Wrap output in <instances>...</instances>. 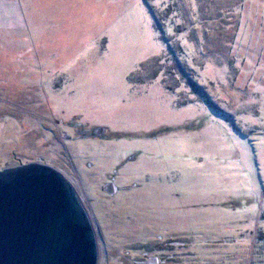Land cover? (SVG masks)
I'll return each instance as SVG.
<instances>
[{
  "label": "rangeland",
  "instance_id": "374dc122",
  "mask_svg": "<svg viewBox=\"0 0 264 264\" xmlns=\"http://www.w3.org/2000/svg\"><path fill=\"white\" fill-rule=\"evenodd\" d=\"M30 163L99 264L167 230L171 264H264V0H0V171Z\"/></svg>",
  "mask_w": 264,
  "mask_h": 264
},
{
  "label": "water",
  "instance_id": "95a60500",
  "mask_svg": "<svg viewBox=\"0 0 264 264\" xmlns=\"http://www.w3.org/2000/svg\"><path fill=\"white\" fill-rule=\"evenodd\" d=\"M96 231L72 183L30 163L0 171V264H99Z\"/></svg>",
  "mask_w": 264,
  "mask_h": 264
},
{
  "label": "flooded vegetation",
  "instance_id": "af4514ba",
  "mask_svg": "<svg viewBox=\"0 0 264 264\" xmlns=\"http://www.w3.org/2000/svg\"><path fill=\"white\" fill-rule=\"evenodd\" d=\"M169 227L167 226V229ZM158 238V237H157ZM163 240L157 241L154 245L153 251H159L158 254L151 252L145 253L146 257L144 258L145 261H142L138 264H171L170 258L164 256V252L169 251L171 249V243H175V237L169 233L167 230Z\"/></svg>",
  "mask_w": 264,
  "mask_h": 264
}]
</instances>
